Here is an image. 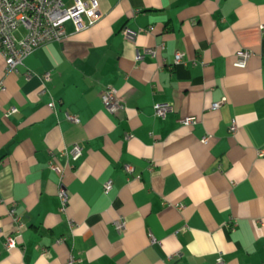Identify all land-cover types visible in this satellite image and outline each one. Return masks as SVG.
Here are the masks:
<instances>
[{"label":"crops","instance_id":"0c3cea01","mask_svg":"<svg viewBox=\"0 0 264 264\" xmlns=\"http://www.w3.org/2000/svg\"><path fill=\"white\" fill-rule=\"evenodd\" d=\"M98 2L97 24L67 23L17 73L0 55V264H264V0ZM105 89L124 102L117 115ZM156 104L172 112L161 119ZM74 144L77 162L62 156ZM13 204L24 227L8 251Z\"/></svg>","mask_w":264,"mask_h":264},{"label":"built area","instance_id":"2783aa9c","mask_svg":"<svg viewBox=\"0 0 264 264\" xmlns=\"http://www.w3.org/2000/svg\"><path fill=\"white\" fill-rule=\"evenodd\" d=\"M102 18L99 10L98 0H0V55L6 63L8 73H17L18 68L23 65L24 60L41 46L53 42H62L67 38L66 24L72 23L76 32H80L97 24ZM264 35V26L261 27ZM23 32V35L19 32ZM126 35L132 39L134 34L127 31ZM145 53L152 56L156 51L149 49ZM251 52L240 50L236 53L234 66L246 68L250 60ZM183 54H176L174 64L183 62ZM143 59V54L137 52L136 62ZM49 73L43 76L46 83L50 80ZM5 90V84L0 81V92ZM45 88L43 89V91ZM105 108L112 115H117L125 109L123 100L112 89H105L100 95ZM227 101L223 98L220 102L212 104L213 110H218L222 104ZM49 107L56 110V103L51 101ZM155 115L161 119L166 118L167 114L172 112V107L168 104H156L154 106ZM17 113L16 108H11L6 115ZM71 122H77L74 116L67 115ZM180 123L184 126H193L192 119L183 118ZM237 124L234 121L230 127V133L235 134ZM209 136L202 138L203 144H208ZM83 155L79 144H74L70 150L62 152V156L69 158L70 161L77 162ZM260 156L264 152H260ZM50 169L60 179L59 199L61 202V212H65L69 206V193L61 184L63 179V168L54 161V155H51L49 163ZM126 172L131 173L132 169L125 167ZM104 192L109 193L113 190V182L107 181L104 186ZM9 216L14 224V234L6 237L5 247L8 251L17 248L18 241L23 233L24 223L22 217L17 213L16 204H13L9 210ZM116 228L121 231L124 229V222L117 221ZM155 243V240H152ZM216 264H226L222 254H218L215 260ZM67 264H80V261L70 257Z\"/></svg>","mask_w":264,"mask_h":264}]
</instances>
